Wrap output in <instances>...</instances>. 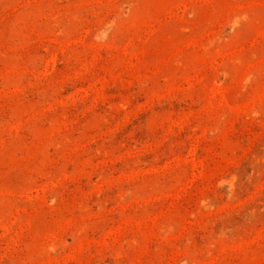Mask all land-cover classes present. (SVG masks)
I'll return each instance as SVG.
<instances>
[{"label": "rangeland", "instance_id": "374dc122", "mask_svg": "<svg viewBox=\"0 0 264 264\" xmlns=\"http://www.w3.org/2000/svg\"><path fill=\"white\" fill-rule=\"evenodd\" d=\"M0 264H264V0H0Z\"/></svg>", "mask_w": 264, "mask_h": 264}]
</instances>
